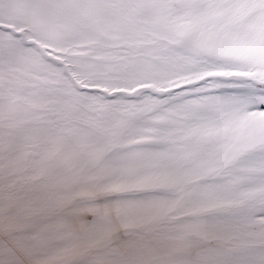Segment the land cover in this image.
<instances>
[{
    "label": "snow or ice",
    "instance_id": "obj_1",
    "mask_svg": "<svg viewBox=\"0 0 264 264\" xmlns=\"http://www.w3.org/2000/svg\"><path fill=\"white\" fill-rule=\"evenodd\" d=\"M0 264H264V0H0Z\"/></svg>",
    "mask_w": 264,
    "mask_h": 264
}]
</instances>
